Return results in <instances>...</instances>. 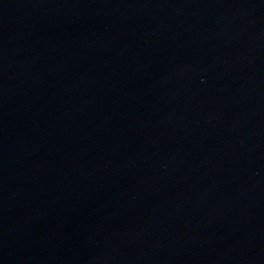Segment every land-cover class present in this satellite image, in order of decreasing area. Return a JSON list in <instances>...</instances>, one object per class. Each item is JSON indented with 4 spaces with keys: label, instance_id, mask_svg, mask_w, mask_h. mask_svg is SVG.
I'll use <instances>...</instances> for the list:
<instances>
[{
    "label": "water",
    "instance_id": "1",
    "mask_svg": "<svg viewBox=\"0 0 264 264\" xmlns=\"http://www.w3.org/2000/svg\"><path fill=\"white\" fill-rule=\"evenodd\" d=\"M0 264H264V0H0Z\"/></svg>",
    "mask_w": 264,
    "mask_h": 264
}]
</instances>
